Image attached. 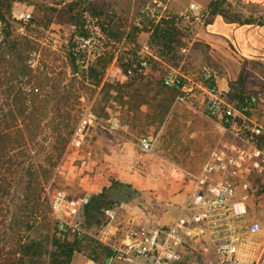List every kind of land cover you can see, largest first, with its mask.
<instances>
[{
	"label": "rangeland",
	"instance_id": "1",
	"mask_svg": "<svg viewBox=\"0 0 264 264\" xmlns=\"http://www.w3.org/2000/svg\"><path fill=\"white\" fill-rule=\"evenodd\" d=\"M210 1L158 0V3H154V0H16L13 7V19L16 20L14 24L17 27L16 34L28 35L36 44H39V50L34 55L35 68L46 64L54 69L52 74L54 80L45 88L47 92H50L49 101H52V107L58 101H65L62 104H65L64 108L61 105L63 110L59 112L63 115L65 113V149L58 160L57 168L46 184L45 194L49 198L47 188L51 185L52 191L64 189L71 197L87 196L90 198V204L81 215V220L86 224L90 235L81 236V252L75 254L74 264L105 261L108 257L107 247L109 246L100 240L103 236H107L112 242H118L126 236L141 235L153 229L170 225L176 217V209L182 205L172 197L183 194V192L185 194L188 186L186 184L190 178L180 181L171 174L163 178V174L167 170L166 167L153 159H148L150 171L146 172L147 176L150 173L151 185L145 190L138 189L133 183L120 178L122 175H126V171L131 172L125 166L130 155L127 152H117L116 157L111 156V152H114L111 147V133L101 127L89 129L81 145H71L72 138L67 136V133L78 126L82 114L87 109L91 108L108 127L111 120L123 121L126 119L127 115L133 111L130 109V105L134 101L153 100L154 102L156 95L160 94L162 97L165 93L166 96L170 94L167 89L162 91L155 85H147L145 81L144 85L136 84L134 87L124 89L120 101L126 102L118 100L117 103L113 98L109 99L101 87L97 88L85 82L81 75L74 78L68 59L70 44L73 43L72 36L76 30L73 17L84 15L86 28L97 38L93 48L83 47L79 39L76 43L73 40L80 55V64L87 67L103 53L112 54L114 58L108 69L106 80L116 84L125 83L129 78L123 75V66L127 63L128 58H131L130 54L135 49L139 51L148 43V37L152 34L145 30L136 38L131 34V25H129L128 27L122 26L123 28L120 30L113 28L112 36L109 38L99 28V24L103 21L101 16H93L85 12L86 5L92 4L103 12L110 11L117 16L115 18L117 22L127 19L132 23L136 18H140L143 7L153 3L150 5L158 19L170 14L177 18L175 26L181 31L176 32V35H183L186 37L184 41L188 42L186 48L176 51L177 56H174V53L168 56V50L151 45L154 54L166 55L168 57L165 60L167 64L172 63L173 66L181 67V71L187 73L192 79L206 70L212 72L226 101L239 103L255 99V105L250 107L251 110L249 108V113L247 112L241 120L240 126L246 127L252 122L264 124V60H245L239 56L232 45L223 40H221L222 42L219 40L217 44L207 42L203 34L207 24L201 9L209 5ZM226 3H229L230 9L242 18L264 15V0H226ZM193 4L199 5L201 9H192ZM42 9H44L42 24L27 30L32 19L38 21L36 15ZM23 14L30 15V18L25 20L22 18ZM105 17L103 16V18ZM58 85L60 88L57 87ZM55 87L59 91L55 90ZM195 91H198L197 94L200 96L199 102L197 101L199 109L203 110L206 94L199 88ZM1 93L5 96L2 89H0ZM159 97L158 95V99ZM5 100L6 98L1 99L0 96V101ZM109 101H113V103H108ZM173 104L166 118L171 113ZM149 106V114L159 112L155 107V102ZM141 108L142 106L139 111H134L136 115L139 114ZM59 113L51 112L48 119L58 117ZM69 124L71 128L68 127ZM170 124L172 127L182 124L178 120V113L173 116V122L171 121ZM184 124L186 125V123ZM121 132L126 133L122 129ZM45 134L53 135L49 130ZM121 142H117L118 147H121ZM141 164L142 162H139L133 171L139 169L138 166ZM255 182L257 185H264V176H255ZM128 185H131L132 188H129ZM106 188L109 189L107 196L105 201H101L102 199H98L97 196ZM249 203L253 213L260 220L262 228L260 234H256L254 238L250 239L249 257L253 259L260 243L264 241V196L253 197L252 195L249 198ZM106 209L115 210L114 218L106 214ZM49 217L51 225L41 229L42 235L50 231H59L52 207L49 209ZM49 245L50 247L47 244L45 247L52 251L53 246ZM196 264H203L200 257Z\"/></svg>",
	"mask_w": 264,
	"mask_h": 264
},
{
	"label": "trees",
	"instance_id": "2",
	"mask_svg": "<svg viewBox=\"0 0 264 264\" xmlns=\"http://www.w3.org/2000/svg\"><path fill=\"white\" fill-rule=\"evenodd\" d=\"M15 2L16 0H0V89L5 94L4 96L1 93L0 96L1 99L6 98L5 101H0V264H72L75 254L81 252V237L57 230L43 235L41 232V229L51 225V205L45 194L46 184L65 149V113H59L63 110L65 104H62L65 101H58L52 107V101H49L50 92L45 88L54 80V69L46 64L34 67V55L39 50V44L28 35L16 34V20L13 19ZM39 11L36 15L38 21L32 19L27 30L42 24L44 9ZM85 12L101 16L103 21L99 28L109 38L113 28L120 30L122 26L131 25L132 35L138 38L145 30L148 31L152 34L148 37V44L168 50V56L173 53L177 56L176 51L188 46V42L184 41L186 37L176 35L181 29L175 26L177 18L172 14L163 16L158 21L157 16L149 17L141 13L140 18L130 23L127 19L117 22L116 15L110 11H99L92 4L86 5ZM201 13L207 25L213 23L217 16H222L229 23L264 26V15L239 17L230 9L226 0H211L209 5L201 9ZM73 18L76 30L72 36L73 43L70 44L68 59L74 78L81 75L85 82L97 88L101 87L108 98H113L117 103L122 99L124 89L136 84L144 85L145 81L147 85H155L162 91L167 89L170 93L168 96L165 93L162 97L158 94L161 97L159 99L158 95L154 97L155 107L159 110L155 118L162 124L180 92L177 88L178 80L181 79L180 73L174 70L178 66L167 64L165 60L168 57L156 53L148 67L135 69L130 75L129 70L134 68V64L128 58L122 71L129 78L128 81L118 84L107 81L106 76L114 56L103 53L96 61L83 67L75 43L78 37L90 36L92 32L86 28L84 15ZM136 52L137 49L130 57ZM169 79H174L175 83L168 84ZM57 87L60 88L59 85ZM110 102L113 103H108ZM154 102L134 101L130 109L137 112L143 104ZM250 102L242 101L237 104L247 103L250 108L255 105ZM51 112L59 113V116L48 119ZM148 116L152 117V114L148 113ZM68 127L71 128V125ZM76 128H72L67 136L72 138ZM47 130L53 135L47 136ZM128 187L132 188L131 185ZM108 190L104 189L97 198L105 201ZM44 243L49 247L52 244L53 250L49 251ZM107 248L109 258L112 250Z\"/></svg>",
	"mask_w": 264,
	"mask_h": 264
},
{
	"label": "built area",
	"instance_id": "3",
	"mask_svg": "<svg viewBox=\"0 0 264 264\" xmlns=\"http://www.w3.org/2000/svg\"><path fill=\"white\" fill-rule=\"evenodd\" d=\"M150 4L142 9V13L154 17L156 13ZM192 9L200 10L201 7L193 4ZM22 18L28 20L30 15L23 14ZM78 39L83 47L93 48L97 38L91 34ZM154 56L151 46L146 43L131 56L134 68L129 74L148 67ZM180 77L176 102H188L196 88L204 91L203 112L216 121L220 139L198 173H185L190 178V187L180 215L170 225L141 235L126 236L118 242L103 236L100 240L111 248L112 254L105 261H93L92 264H196L199 257L203 264H264V241L253 259L249 257L248 248L250 239L262 231L249 198L264 196V185L255 182V176H264V124L252 122L246 127L240 126L249 106L226 101L212 72L206 70L195 79L182 74ZM167 83L173 85L175 80L169 79ZM250 103L255 104V99ZM102 121L91 108L87 109L71 145H81L92 127L119 128L116 121H110L108 127ZM156 143L157 137L147 136L141 138L138 145L145 152H153ZM47 192L58 230L79 237L90 235L81 220L90 198L71 197L64 189L52 191L51 185ZM106 214L114 218L112 209H107Z\"/></svg>",
	"mask_w": 264,
	"mask_h": 264
},
{
	"label": "crops",
	"instance_id": "4",
	"mask_svg": "<svg viewBox=\"0 0 264 264\" xmlns=\"http://www.w3.org/2000/svg\"><path fill=\"white\" fill-rule=\"evenodd\" d=\"M203 34L209 43L217 44L219 40H223L232 45L239 56L245 60H264V26L229 23L222 16H217L213 23L206 26ZM174 70L189 77L187 73L181 71V67H175ZM197 92L194 89L192 101L190 98L186 103H174L171 113L162 124L157 122L155 113L152 114V117L148 116L150 104H143L138 115L132 111L123 121L111 120V122L116 121L119 128L109 130L101 127L111 133V147L114 150L111 152V156L116 157L117 152H127L130 155L129 162L127 161L125 166L131 172L126 171V175H122L120 178L133 183L140 190L148 189L151 185L150 173L147 176L146 172L150 171L148 159H153L166 167L168 172L165 169L163 178L171 174L177 180L186 181L185 173H198L202 169L212 147L220 139L221 132L216 121L199 109L200 96ZM177 113L178 120L182 124L177 127L173 126V128L169 123L173 122V116ZM121 129L126 133L123 134ZM147 136L157 137L153 152H145L138 145L139 140ZM117 142H121V147H118ZM145 153L147 154L145 155ZM139 162H142L138 166L139 169L133 171ZM144 173L147 177L144 176ZM186 185L190 187V181ZM188 186L185 194L183 192L176 197L173 195L172 199L183 204ZM181 206L176 209V217L181 213ZM72 264H74V260Z\"/></svg>",
	"mask_w": 264,
	"mask_h": 264
}]
</instances>
